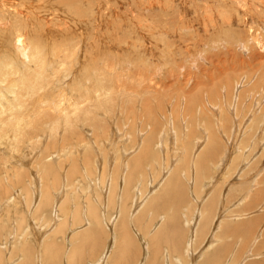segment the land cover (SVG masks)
<instances>
[{
  "label": "bare ground",
  "instance_id": "6f19581e",
  "mask_svg": "<svg viewBox=\"0 0 264 264\" xmlns=\"http://www.w3.org/2000/svg\"><path fill=\"white\" fill-rule=\"evenodd\" d=\"M0 38V264H264V0H0Z\"/></svg>",
  "mask_w": 264,
  "mask_h": 264
},
{
  "label": "rangeland",
  "instance_id": "374dc122",
  "mask_svg": "<svg viewBox=\"0 0 264 264\" xmlns=\"http://www.w3.org/2000/svg\"><path fill=\"white\" fill-rule=\"evenodd\" d=\"M143 35V36H142ZM139 38L141 39H137V38H135L137 41H138V44H140L141 42L142 43H144V44H146V45H148L149 47H150V49H151V51L152 52H154L155 53V56H154V58L151 60V62H150V64H152V65H148L149 67H147L148 69H150V71L152 72V71H154V68H153V66H155V65H157L156 63V61H157V47L156 46H154V45H152V41H156L157 42V34H156V36L154 35L153 36V38H151V37H149V32L148 31H146V33H144V34H142ZM145 35V36H144ZM129 36V35H128ZM130 36H132V35H130ZM147 37V38H146ZM148 39V40H147ZM156 39V40H155ZM62 39H61V37H58V38H56L55 40H53V41H55V42H60ZM90 40L91 39H89L88 40V43H90ZM127 41H129V42H131L132 40H131V38H128V39H126ZM140 40V41H139ZM1 41H2V39L0 38V55H1V57L3 56V53H4V51L6 50V45H2L1 44ZM151 42V43H150ZM112 45V44H111ZM153 47V48H152ZM154 48H156V49H154ZM88 52H91V51H88ZM116 53V52H115ZM117 54H119V53H117ZM116 55V54H115ZM88 56H90V55H88ZM119 56H121V55H119ZM155 57H156V59H155ZM153 63L155 64V65H153ZM144 66V65H143ZM142 67V66H141ZM146 68H145V66H144V70H145ZM141 70H143V68L141 69ZM79 71V70H78ZM150 71H148V73H150ZM79 77H81L82 78V75L80 74V72H79ZM146 78H147V75H146ZM133 80V79H132ZM157 79L156 78H154V81H156ZM153 81V82H154ZM131 82H133L132 84H133V86H132V88H131ZM134 82H136V84L134 83ZM128 83L130 84V87H128ZM128 83H127V87L129 88L128 89V91H132L133 93L134 92H136L135 93V95L137 94V93H139V90H140V85H137L138 84V82L137 81H128ZM135 84V85H134ZM137 85V86H136ZM138 87L139 86V88H136V87ZM122 87V86H121ZM130 88H131V90H130ZM138 89V90H137ZM142 89H144V87L142 86L141 87V92L140 93H143V92H145L144 90H142ZM136 90V91H135ZM132 92H130L131 94L130 95H133L134 96V94H132ZM141 95V94H140ZM133 96H131V97H133ZM32 158H34V154H33V157ZM37 157H35L33 160H35ZM27 161L28 160H26V164L28 165V163H27ZM29 167H30V170L31 171H33V168H32V165L30 166L29 165ZM32 168V169H31ZM26 172L28 173V172H30V171H28V170H26ZM17 189H19V188H17ZM1 192L3 193V194H6L8 191H4V189H3V191L1 190ZM6 192V193H5ZM12 195V194H11ZM25 201V196L24 195H22L21 196V198H20V200H19V206H20V209H17V210H15V213H14V216H12L11 215V217H10V220L8 221L7 220V217H6V212H7V209H5V211H4V215H3V220H4V224H6V226H9L10 227V229H15L16 231H17V226L19 227V228H21V230L22 229H26V227L24 226V224H23V219H24V217L27 215V213H26V210L24 211V208L22 207V204H23V202ZM48 210H46V212L45 213H48L47 212ZM47 217H50V213L47 215ZM53 218V217H52ZM45 227H48V225H45ZM54 226L53 225H51L50 227H49V229H48V231H51L52 229H54L53 228ZM18 232V231H17ZM5 240V241H4ZM11 240V239H10ZM3 241H4V243L2 242V241H0V243H1V245H2V247H6V249H7V244L9 243V240H7V239H3ZM3 243V244H2ZM32 244H35V245H33V246H35L36 248H37V246H36V243L35 242H31L30 243V245H31V247H33L32 246ZM34 248V247H33ZM35 248V250H37ZM2 250V249H1ZM61 254V253H60ZM59 254V255H60ZM63 254H65V253H63ZM7 256V255H6ZM61 256V255H60ZM8 257H10V255L8 256ZM57 258V257H56ZM55 258V262L54 263H58L59 262V258H61V257H59L58 256V262H56V259ZM14 259V258H13ZM10 261H6V264L7 263H9Z\"/></svg>",
  "mask_w": 264,
  "mask_h": 264
}]
</instances>
